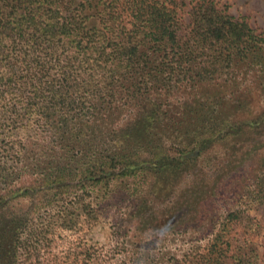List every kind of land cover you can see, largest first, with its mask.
I'll return each instance as SVG.
<instances>
[{
  "label": "trees",
  "instance_id": "trees-1",
  "mask_svg": "<svg viewBox=\"0 0 264 264\" xmlns=\"http://www.w3.org/2000/svg\"><path fill=\"white\" fill-rule=\"evenodd\" d=\"M231 65L264 94V37L216 0H0V264H21L16 232L27 217L12 213L15 201L46 198L49 206L78 189L84 201L125 178L133 198L149 189L165 197L189 158L156 139L178 131L204 149L227 117L218 96L210 107L164 109L159 89L174 73L177 82L215 80ZM125 94L135 116L119 126L112 118ZM211 253L209 264H223L222 253Z\"/></svg>",
  "mask_w": 264,
  "mask_h": 264
},
{
  "label": "rangeland",
  "instance_id": "rangeland-1",
  "mask_svg": "<svg viewBox=\"0 0 264 264\" xmlns=\"http://www.w3.org/2000/svg\"><path fill=\"white\" fill-rule=\"evenodd\" d=\"M216 3L264 37V0ZM190 9L188 5L181 10L186 21ZM243 77L244 72L232 65L215 80L198 77L177 82L174 73L159 89L157 103L164 109L184 101L210 107L218 96L228 118L221 115L227 125L204 149L195 148L197 137H182L178 131L156 139L166 153L190 160L181 168L179 181L165 185L162 199L154 198L150 189L141 192V199L133 198L128 192L130 178H125L112 191L84 193V201L83 195L78 197L83 193L79 189L62 193L49 206L46 198L15 201L12 213L16 210L27 217L24 230L16 232L21 235L20 263L209 264L216 255L211 253L214 247L222 253L223 264H264V203L258 198L264 176V94L262 87L252 82L250 86L249 77ZM247 84L251 91L240 89ZM117 102L122 112L113 116L112 123L121 126L135 116V106L127 94ZM28 246L33 256H27Z\"/></svg>",
  "mask_w": 264,
  "mask_h": 264
}]
</instances>
